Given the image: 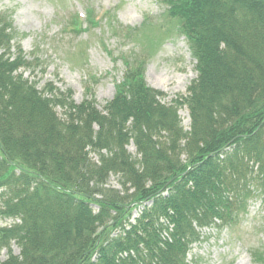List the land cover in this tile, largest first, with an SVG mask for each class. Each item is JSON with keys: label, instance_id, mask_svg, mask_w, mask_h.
Here are the masks:
<instances>
[{"label": "trees", "instance_id": "obj_1", "mask_svg": "<svg viewBox=\"0 0 264 264\" xmlns=\"http://www.w3.org/2000/svg\"><path fill=\"white\" fill-rule=\"evenodd\" d=\"M167 4L197 62L168 105L139 65L102 108L38 88L0 15V214L21 222L0 230V264H186L198 229H230L251 202L264 206V0Z\"/></svg>", "mask_w": 264, "mask_h": 264}, {"label": "rangeland", "instance_id": "obj_2", "mask_svg": "<svg viewBox=\"0 0 264 264\" xmlns=\"http://www.w3.org/2000/svg\"><path fill=\"white\" fill-rule=\"evenodd\" d=\"M167 6V0H0V15L9 19L18 35L12 53L17 56L16 49H21L30 63L22 72L24 77L38 88L53 83L64 92L71 90L77 104L92 97L102 108L117 95L127 69L139 65L147 84L162 93V103L168 105L186 95L197 77V62L177 22L171 21ZM92 13L96 25L82 20L83 31L67 29L78 15L85 18ZM180 116L188 130L189 111L182 110ZM128 151L137 156L133 144ZM118 180L112 176L110 186L119 188ZM163 222L169 227L163 238L169 239L174 228ZM20 223L0 214V230ZM197 232L200 240L189 247L186 264H259L264 206L260 200L251 202L247 214L230 229ZM10 250L20 254L16 241H11ZM8 255L9 249L3 247L0 260Z\"/></svg>", "mask_w": 264, "mask_h": 264}]
</instances>
